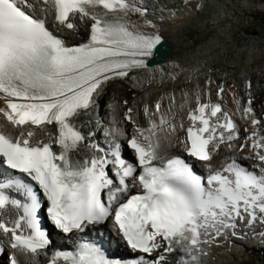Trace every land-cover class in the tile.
<instances>
[{
	"label": "snow or ice",
	"instance_id": "snow-or-ice-1",
	"mask_svg": "<svg viewBox=\"0 0 264 264\" xmlns=\"http://www.w3.org/2000/svg\"><path fill=\"white\" fill-rule=\"evenodd\" d=\"M145 12L131 0H0V235L17 250L10 264H36L41 253L48 264H167V254L177 251L183 253L177 264H200L203 245L236 235L240 222L264 224V120L251 96L242 108L251 125L243 138L221 103L202 102L198 94L187 127L159 101L154 111L144 107L147 128L127 108L124 120L133 131L114 132L125 137L135 162L115 141L107 152L90 143L102 154L77 158L92 135L82 132L79 118L91 114L110 82L147 70L163 43L151 21L130 22V13ZM49 14L69 34L87 25V40L68 44L49 29ZM224 91L218 86L221 100ZM233 100L240 111V101ZM178 132L185 133L179 142L187 154L199 161L210 162L222 145L247 149L244 158L256 161L252 168L258 171L230 158L205 180L180 157L162 163V141L171 143ZM37 186L52 224L74 238L72 250L56 247L48 254L53 242L41 227ZM109 222L132 251L144 255L127 262L111 258L81 235Z\"/></svg>",
	"mask_w": 264,
	"mask_h": 264
},
{
	"label": "bare ground",
	"instance_id": "bare-ground-1",
	"mask_svg": "<svg viewBox=\"0 0 264 264\" xmlns=\"http://www.w3.org/2000/svg\"><path fill=\"white\" fill-rule=\"evenodd\" d=\"M208 1L209 7H217L214 10L216 12L205 16L207 18L192 10L159 15L156 9L142 1L132 3L145 8L146 14L140 16L138 13H130V22L143 26L146 20L151 21L163 41L172 42L173 53L164 62L149 64L147 70H134L129 78L116 79L106 86L91 114L79 118L84 124L82 132L92 135L82 145L78 159L83 160L94 153L88 147L90 143L102 146L126 140L125 137L117 136L114 130L121 128L126 135L133 131L132 125L124 120L128 107L134 109L135 119L145 128L149 125L148 118L144 115V107L148 106L154 111L158 101L165 111L171 105L177 123L183 120L185 126L188 125L187 114L190 108L196 107L198 94L202 102H207L210 98L213 103H221L222 108L229 111L239 127L241 138L248 134L245 129L251 128L250 121L243 118L242 112L246 99L251 96L257 117L264 113V0ZM152 12L156 15L150 16ZM56 28L70 45H78L88 38L87 25H82L77 34H69L58 25ZM144 30L153 31L152 28ZM189 31H192V35H189ZM240 31L247 34L240 36ZM161 69L165 74L163 78ZM170 72L175 73V79L166 75ZM132 76L137 79H131ZM247 82L251 83V88L245 86ZM218 86H223L225 90L222 100L217 96ZM233 96L240 101V111H237ZM172 97L174 103L171 101ZM97 110L99 119L94 117ZM108 110H111V116L107 114ZM100 120L104 123L103 129L99 127ZM0 123L4 121L0 120ZM183 134L184 132H178L171 138V143L163 140L161 153L179 150L182 146L179 141L184 138ZM236 143L238 146L239 141ZM228 150L236 158L246 160L251 165L256 163L244 158L248 155L247 149L241 152L222 145L216 154L227 159L225 153ZM216 241L203 245L206 254L200 256V264H264V255H260L264 254L263 237L255 238L253 246L248 245L244 252L238 245L228 246L221 240ZM52 248L47 250L49 255ZM167 256V264H177L181 257L177 252ZM46 258L41 253L36 257V264H42V260ZM18 259L23 261L24 257L18 254Z\"/></svg>",
	"mask_w": 264,
	"mask_h": 264
},
{
	"label": "water",
	"instance_id": "water-1",
	"mask_svg": "<svg viewBox=\"0 0 264 264\" xmlns=\"http://www.w3.org/2000/svg\"><path fill=\"white\" fill-rule=\"evenodd\" d=\"M161 53V57H159V54ZM173 53V45L171 42L167 41L165 43H162L161 46H159V50L158 52L156 53V55L154 56L153 59H151L150 63L151 64H157L161 61H164L165 58L168 56V55H171Z\"/></svg>",
	"mask_w": 264,
	"mask_h": 264
},
{
	"label": "rangeland",
	"instance_id": "rangeland-1",
	"mask_svg": "<svg viewBox=\"0 0 264 264\" xmlns=\"http://www.w3.org/2000/svg\"><path fill=\"white\" fill-rule=\"evenodd\" d=\"M240 36H245L247 33L246 32H244V31H240ZM111 110H108L107 111V114L109 115V116H111V112H110ZM242 264H245V263H242Z\"/></svg>",
	"mask_w": 264,
	"mask_h": 264
}]
</instances>
